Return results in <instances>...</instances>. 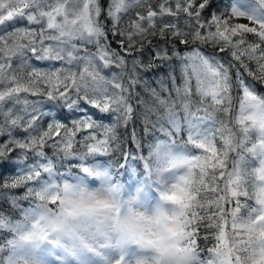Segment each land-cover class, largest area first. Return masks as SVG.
Listing matches in <instances>:
<instances>
[{
  "label": "snow or ice",
  "instance_id": "6c2138e0",
  "mask_svg": "<svg viewBox=\"0 0 264 264\" xmlns=\"http://www.w3.org/2000/svg\"><path fill=\"white\" fill-rule=\"evenodd\" d=\"M99 246L264 264V0H0V264Z\"/></svg>",
  "mask_w": 264,
  "mask_h": 264
},
{
  "label": "trees",
  "instance_id": "16d2710c",
  "mask_svg": "<svg viewBox=\"0 0 264 264\" xmlns=\"http://www.w3.org/2000/svg\"><path fill=\"white\" fill-rule=\"evenodd\" d=\"M135 128H136V131L138 134L141 133V126L140 124L137 122V124L135 125ZM121 133L123 134L124 136V139L126 141V146L129 148V149H134V145L130 139V136H129V133H130V129L128 130H125V129H121ZM155 136L163 139L164 137L162 136V134H160L158 131L156 133H154ZM146 140H151L152 137H148V138H145ZM147 151V143L145 144V152ZM109 161H110V166L111 165H117V170L120 172V177H121V180L122 182H124L127 185H133L134 184V181L135 179L138 177V172L139 170L135 169V167H133L132 169V173H133V177H125L124 176V173H123V170L120 169L118 167V163H122V157L117 153V154H114L112 157H109ZM141 179H144L143 177H141ZM202 244L204 243L203 241L201 242Z\"/></svg>",
  "mask_w": 264,
  "mask_h": 264
},
{
  "label": "rangeland",
  "instance_id": "374dc122",
  "mask_svg": "<svg viewBox=\"0 0 264 264\" xmlns=\"http://www.w3.org/2000/svg\"><path fill=\"white\" fill-rule=\"evenodd\" d=\"M104 244L105 242L101 241V245ZM84 259L86 264H113L114 250L106 246H99L97 252L87 253Z\"/></svg>",
  "mask_w": 264,
  "mask_h": 264
},
{
  "label": "bare ground",
  "instance_id": "6f19581e",
  "mask_svg": "<svg viewBox=\"0 0 264 264\" xmlns=\"http://www.w3.org/2000/svg\"><path fill=\"white\" fill-rule=\"evenodd\" d=\"M246 22V21H245Z\"/></svg>",
  "mask_w": 264,
  "mask_h": 264
}]
</instances>
